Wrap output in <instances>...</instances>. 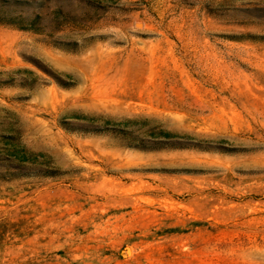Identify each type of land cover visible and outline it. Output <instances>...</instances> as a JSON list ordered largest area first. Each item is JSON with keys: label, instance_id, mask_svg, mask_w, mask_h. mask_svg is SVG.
<instances>
[{"label": "rangeland", "instance_id": "rangeland-1", "mask_svg": "<svg viewBox=\"0 0 264 264\" xmlns=\"http://www.w3.org/2000/svg\"><path fill=\"white\" fill-rule=\"evenodd\" d=\"M18 1L0 264H264V0Z\"/></svg>", "mask_w": 264, "mask_h": 264}, {"label": "trees", "instance_id": "trees-1", "mask_svg": "<svg viewBox=\"0 0 264 264\" xmlns=\"http://www.w3.org/2000/svg\"><path fill=\"white\" fill-rule=\"evenodd\" d=\"M19 2L18 0H15V3ZM14 3V2H13ZM25 18H23V16L20 15H13L12 13H10L8 10H4L3 8H0V24H7V25H15L17 28L20 29H27L28 27L23 28V26H21V23H25ZM31 22V25H33L36 20H28ZM27 22V21H26ZM15 23V24H14ZM165 137H169L170 133L166 132ZM49 175H52V172L49 173Z\"/></svg>", "mask_w": 264, "mask_h": 264}, {"label": "water", "instance_id": "water-1", "mask_svg": "<svg viewBox=\"0 0 264 264\" xmlns=\"http://www.w3.org/2000/svg\"><path fill=\"white\" fill-rule=\"evenodd\" d=\"M125 252L127 255L129 254V248L128 247L125 248Z\"/></svg>", "mask_w": 264, "mask_h": 264}]
</instances>
